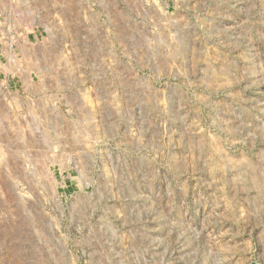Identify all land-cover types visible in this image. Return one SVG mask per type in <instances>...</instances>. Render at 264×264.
I'll list each match as a JSON object with an SVG mask.
<instances>
[{
    "label": "rangeland",
    "instance_id": "1",
    "mask_svg": "<svg viewBox=\"0 0 264 264\" xmlns=\"http://www.w3.org/2000/svg\"><path fill=\"white\" fill-rule=\"evenodd\" d=\"M0 264H264V0H0Z\"/></svg>",
    "mask_w": 264,
    "mask_h": 264
},
{
    "label": "crops",
    "instance_id": "2",
    "mask_svg": "<svg viewBox=\"0 0 264 264\" xmlns=\"http://www.w3.org/2000/svg\"><path fill=\"white\" fill-rule=\"evenodd\" d=\"M1 63H2V58H0V67H1Z\"/></svg>",
    "mask_w": 264,
    "mask_h": 264
}]
</instances>
